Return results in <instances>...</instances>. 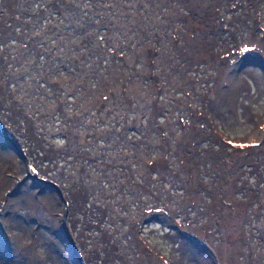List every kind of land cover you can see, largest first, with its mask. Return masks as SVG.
I'll list each match as a JSON object with an SVG mask.
<instances>
[{
  "label": "rangeland",
  "instance_id": "1",
  "mask_svg": "<svg viewBox=\"0 0 264 264\" xmlns=\"http://www.w3.org/2000/svg\"><path fill=\"white\" fill-rule=\"evenodd\" d=\"M14 1L7 0L10 8ZM166 1L171 5L174 0ZM179 1L187 7L188 32L184 44L187 57L177 73L181 80L177 87L189 89L190 94L181 97V91L171 100L190 112H185V125L176 132H185L180 150L171 155L179 178L166 181L163 188L171 182L181 185L172 192L191 195L190 200L199 206L190 209L182 204L184 218L169 215L161 205L140 211L141 201L154 193L168 200L164 192L155 189L158 185L131 182L137 193H118L114 206L110 193L115 188L101 181L105 170L100 164L84 163L83 171L90 174L92 182L88 190L79 178L78 182L65 173V154L57 161L51 157L56 131L68 128L65 116L58 111L54 126L47 121L49 108L44 99L33 102L22 98L24 91L3 77L0 60V129L24 149L36 174L60 184L67 199V225L88 264L103 263L104 229L113 231L108 264H248L238 262L237 254L247 251L241 245L245 212L247 205L256 201L260 192L256 185L264 178V163L259 161L264 152L258 153L264 146V0H176V5ZM2 28L1 21L0 57ZM204 58H209L211 70L194 73V63ZM207 73L211 81L201 86ZM196 85L200 94L194 93ZM168 92L164 91V96ZM184 109L179 111L184 113ZM83 131L81 128L80 133ZM72 137L74 149L88 145L86 136ZM54 144L57 149V142ZM4 150L9 155L0 147V264H73L60 226L63 197L40 180L38 185L32 184L38 179L19 171L24 164L18 151L11 150V155ZM74 159L80 160L79 156ZM149 162L156 170L166 166L162 156ZM72 163L74 160L67 165ZM65 182L69 185L66 189ZM90 191H99L98 200H92L95 194ZM166 202L175 207L171 200ZM115 207L116 216L110 211ZM129 217L135 221L133 232L127 229V222L132 221ZM255 264L264 262L255 260Z\"/></svg>",
  "mask_w": 264,
  "mask_h": 264
},
{
  "label": "trees",
  "instance_id": "2",
  "mask_svg": "<svg viewBox=\"0 0 264 264\" xmlns=\"http://www.w3.org/2000/svg\"><path fill=\"white\" fill-rule=\"evenodd\" d=\"M167 2L15 0L10 8L7 0H0L4 47L0 60L3 77L24 91H19L22 98L33 102L44 99L42 102L50 109L45 115L47 121H52L54 126L56 112L65 116L68 128L64 132L56 131L58 137L52 142L51 155L57 161L65 154V173L78 182L81 180L88 190L92 182L90 174L83 171L84 163L100 164L105 170L101 181H108L115 188L110 193L114 206L118 193L125 192L124 196L137 193L131 182L158 185L155 189L164 192L168 200L152 190L153 196L141 201L140 211L161 205L169 215L184 218L182 204L190 209L197 206L190 200L191 195L173 193L181 188L173 182L170 187H163L173 177L179 178L171 155H177L180 150L185 132L182 135L176 132L180 125H185V112H190L171 100L181 91V97L190 94L189 89L177 87L181 81L177 73L187 57L184 46L188 32L187 7L180 1L179 5L176 0L173 5ZM208 61L209 58L196 60L194 73L209 72ZM207 75L201 86L211 81V74ZM196 81L197 78L192 80L193 88ZM197 87L194 93L200 94ZM164 91L170 92L164 96ZM189 105V101L184 103L186 108ZM81 134L86 136L88 145L75 150L70 139ZM260 152H264V146ZM78 156L77 162L74 158ZM161 156L166 158L165 168L153 169L149 160ZM71 160L74 163L67 165ZM259 161L264 163V155ZM255 163L256 160L250 165ZM137 176L140 178L135 180ZM262 184L256 185L260 192L256 201L246 208L241 245L247 251L237 254L238 262H264V178ZM97 192L89 194L93 195L92 200L94 197L98 200ZM170 200L174 208L166 202ZM117 210L115 207L110 211L116 216ZM117 217L120 219L121 215ZM129 218L132 221L127 222V229L133 232L131 225L135 221ZM102 233L105 253L100 258L102 264H108L109 249L114 246L113 231L104 229ZM258 247L259 253L255 252Z\"/></svg>",
  "mask_w": 264,
  "mask_h": 264
},
{
  "label": "water",
  "instance_id": "3",
  "mask_svg": "<svg viewBox=\"0 0 264 264\" xmlns=\"http://www.w3.org/2000/svg\"><path fill=\"white\" fill-rule=\"evenodd\" d=\"M0 135L9 142V144L18 151L19 155L24 157V173L30 174V176L37 178L38 180L43 182V186L46 188H53L62 195V188L60 184L56 181L52 180L51 178L44 177L43 175L36 174L33 169L32 164L29 162V158L24 151V149L6 132L0 129ZM60 226L63 230L64 237H65V247L68 253V256L73 264H88L84 256L82 255L81 251L78 249L77 245L75 244V240L69 227L67 225V199L63 197V208L62 213L60 214Z\"/></svg>",
  "mask_w": 264,
  "mask_h": 264
},
{
  "label": "bare ground",
  "instance_id": "4",
  "mask_svg": "<svg viewBox=\"0 0 264 264\" xmlns=\"http://www.w3.org/2000/svg\"><path fill=\"white\" fill-rule=\"evenodd\" d=\"M0 147L2 148V150H3V152H4V154H7V155H9V153L7 152V151H5L4 149H8L9 151H14L15 150V148L14 147H12L10 144H9V142H7V140H5L1 135H0ZM11 151V155L13 154V152ZM16 151V150H15ZM14 154H16V152L14 153ZM6 158V157H5ZM19 161L21 162V164H24V157L22 156L21 158H19ZM9 170V169H8ZM13 171V170H12ZM19 171L22 173V172H24L25 170H24V168L23 167H21L20 169H19ZM9 172H11L10 170H9ZM11 173H14V172H11ZM19 175V174H18ZM26 175V174H25ZM24 175V176H25ZM26 177V176H25ZM27 189V188H26ZM38 189H40V188H38ZM19 192H21V190L19 191ZM20 195H21V193H20ZM32 195V194H31ZM14 197L15 196H13V200H14ZM17 197H18V195H17ZM22 197V196H21ZM25 197V196H24ZM45 197H46V199L47 200H49L50 199V197L48 196V195H45ZM20 198V197H19ZM53 200V199H52ZM49 203H50V201H49ZM55 205V204H54Z\"/></svg>",
  "mask_w": 264,
  "mask_h": 264
},
{
  "label": "flooded vegetation",
  "instance_id": "5",
  "mask_svg": "<svg viewBox=\"0 0 264 264\" xmlns=\"http://www.w3.org/2000/svg\"><path fill=\"white\" fill-rule=\"evenodd\" d=\"M19 167H20V166H19ZM31 177H32V176H31ZM32 178H34V177H32ZM31 183H32V184H37V185H38V184H39V180H38V181H34V182L32 181ZM61 211H62V210H61ZM61 213H62V212H61Z\"/></svg>",
  "mask_w": 264,
  "mask_h": 264
}]
</instances>
